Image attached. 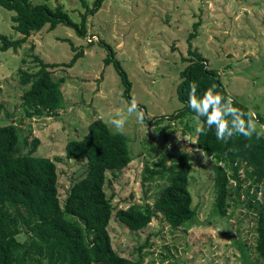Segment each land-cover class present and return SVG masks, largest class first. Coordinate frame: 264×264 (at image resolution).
<instances>
[{
    "label": "rangeland",
    "instance_id": "obj_1",
    "mask_svg": "<svg viewBox=\"0 0 264 264\" xmlns=\"http://www.w3.org/2000/svg\"><path fill=\"white\" fill-rule=\"evenodd\" d=\"M86 1L92 7L95 0ZM58 2L74 21H81L85 12L82 0L48 1L52 6ZM15 14L0 6V32L11 39L23 37L14 28ZM191 33L196 37L189 41ZM101 40L116 50L132 84L130 98L115 66L104 62L108 50L99 44ZM190 42L210 67L221 72L229 94L264 122V0H105L100 10L89 16L86 37L59 24L53 30L46 26L32 32L17 50H0V126L14 123L19 127L21 139L28 142H21L23 153H28L31 141L38 138L35 155L60 158L59 194L64 202L71 186L88 168L86 158L66 156L67 142L84 137L97 118L117 132L109 121L118 118V112L127 115L134 96L146 119L139 124L134 116L128 118L124 134L130 139L133 160L122 170L108 172V195H114L116 209L134 203L154 207L166 182L158 175L145 180L149 175L146 166L160 169L156 164L164 157L169 165L171 158L186 151L192 162L189 189L198 214L188 225L175 228L158 213L147 227L135 231L115 211L109 225L114 248L126 257L142 256L144 264H259L254 251L257 212L236 203L233 195L225 216L213 213L214 160L197 146L196 129L202 121L192 115L168 118L183 107L177 89L181 70L188 64L183 56H189ZM72 44L85 54L72 67L52 70L56 79H65V107L56 114L29 117L20 70L37 71L35 55L46 62H70L75 54ZM161 116L166 119L157 122L155 118ZM256 125L262 127L259 122ZM240 197H245L243 190ZM19 239L24 241L26 235Z\"/></svg>",
    "mask_w": 264,
    "mask_h": 264
},
{
    "label": "trees",
    "instance_id": "obj_2",
    "mask_svg": "<svg viewBox=\"0 0 264 264\" xmlns=\"http://www.w3.org/2000/svg\"><path fill=\"white\" fill-rule=\"evenodd\" d=\"M48 1L34 4L31 0H0V6L16 12L14 28L23 34L21 38L11 39L0 32L1 51L17 50L32 32L46 26L53 30L64 24L79 36L86 37L89 16L97 13L105 0H95L92 7L82 0L85 12L81 13L80 22L71 18L62 3L52 6ZM198 25L195 23V28ZM194 37L196 33H191L189 41ZM99 44L108 50L104 62L115 66L125 85L124 93L130 98L132 84L116 50L107 41L101 40ZM72 48L75 54L70 62H46L35 55L38 70H20L29 117L56 114L65 107L62 90L65 79H56L52 70L59 66L72 67L85 54L74 44ZM188 55L183 56L188 64L181 70L177 89L183 107L168 118L196 116L188 104L189 85L193 82L197 84V99H202L205 91L215 86L214 93L225 99L231 97L238 109L252 110L229 94L221 72L210 67L208 59L193 48L191 42ZM225 118L231 120L230 116ZM155 119L159 122L166 116ZM199 119L204 132L198 133L197 146L214 160L216 197L213 213L225 216L233 195H236V203L256 211L254 251L259 264H264V197L258 198L260 185H264V122L256 113L255 122L262 125L257 127L259 138L255 133L251 139L235 135L225 142L217 139L215 126L207 127L206 117ZM21 142L28 143L27 138L21 139L16 124L0 126V264H144L142 256L126 257L114 248L109 225L115 211L118 218L135 231L147 227L158 213L175 228L186 226L197 218L198 210L189 189L192 162L186 151L171 158L169 165L164 157L160 165L156 164L162 166L160 169L146 166L149 175L144 177L145 180H154L158 175L166 182L154 207L150 203H134L116 209L114 195L107 193L108 172L122 170L133 160L127 135L114 132L106 121L97 118L89 124L84 137L67 142L66 156L86 158L88 168L86 174L71 186L64 202L59 194L57 161L60 158L35 155L38 138L31 141L28 153L21 151ZM242 190L244 199L240 197ZM21 234L26 235L24 241L19 239ZM142 249L143 246L139 251Z\"/></svg>",
    "mask_w": 264,
    "mask_h": 264
},
{
    "label": "clouds",
    "instance_id": "obj_3",
    "mask_svg": "<svg viewBox=\"0 0 264 264\" xmlns=\"http://www.w3.org/2000/svg\"><path fill=\"white\" fill-rule=\"evenodd\" d=\"M215 86L207 89L202 99H197L196 91L197 84L195 82L189 85L188 104L189 107L196 113L197 119L206 117V124L209 129L215 126L216 137L218 140L227 141L235 135H241L251 139L255 133L259 138L260 133L257 132L255 122L256 113L252 110L244 112L234 106L233 99L228 97L225 99L219 94L214 93ZM135 117L137 123L143 124L146 113L144 109L139 107L136 98L133 96L127 107V115L117 113L118 118H113L109 123L120 134L125 132V124L129 117ZM231 117L227 120L225 117ZM247 117V119H245ZM150 118V114H149ZM198 133H203L204 128L198 127ZM261 191L258 198L264 197V185H260Z\"/></svg>",
    "mask_w": 264,
    "mask_h": 264
}]
</instances>
